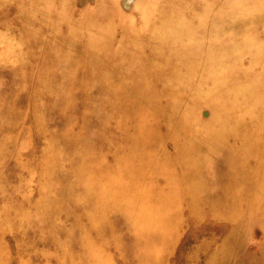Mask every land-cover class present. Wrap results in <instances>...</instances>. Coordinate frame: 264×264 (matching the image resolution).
Returning <instances> with one entry per match:
<instances>
[{
  "label": "rangeland",
  "instance_id": "obj_1",
  "mask_svg": "<svg viewBox=\"0 0 264 264\" xmlns=\"http://www.w3.org/2000/svg\"><path fill=\"white\" fill-rule=\"evenodd\" d=\"M205 263L264 264V0H0V264Z\"/></svg>",
  "mask_w": 264,
  "mask_h": 264
},
{
  "label": "bare ground",
  "instance_id": "obj_2",
  "mask_svg": "<svg viewBox=\"0 0 264 264\" xmlns=\"http://www.w3.org/2000/svg\"><path fill=\"white\" fill-rule=\"evenodd\" d=\"M172 35V34H171ZM175 36V34L173 35V37ZM177 38V37H176ZM192 42H193V39L191 40ZM191 41H189V42H191ZM192 50V49H191ZM206 264V263H205Z\"/></svg>",
  "mask_w": 264,
  "mask_h": 264
}]
</instances>
